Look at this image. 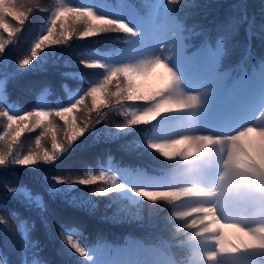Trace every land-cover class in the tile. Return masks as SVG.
Masks as SVG:
<instances>
[{
    "label": "trees",
    "instance_id": "obj_1",
    "mask_svg": "<svg viewBox=\"0 0 264 264\" xmlns=\"http://www.w3.org/2000/svg\"><path fill=\"white\" fill-rule=\"evenodd\" d=\"M190 2L191 0H181V3L175 5V10L184 11L185 13L183 14L185 15H193V20H196L197 26L202 29L204 24L208 23V21L209 23L215 22L217 16L222 13V10L217 8V6L229 8V11L223 17V25H227L231 21V28L237 26L233 43L237 44L240 40L246 41V35L251 29L255 34L253 40L256 45L264 46V0H196L197 4H190ZM52 3L53 0H35L25 24L16 26L21 27L22 30L8 39L7 31H1L0 35L3 36L5 41L11 39L14 42L15 40L17 51L21 45L27 44L26 47H28V42L30 43V40H33L40 25L46 21ZM192 9H194V13L191 12ZM234 9L237 11H233ZM13 26L15 27V23ZM206 27L208 26L206 25ZM77 28H82V25H78ZM78 41L83 42L84 40L74 38L68 45L62 46V51L58 50L60 46H55V50L61 52L60 54L63 53L60 61L64 62L69 57L70 50L74 54H78L80 50L78 47L82 44L78 46ZM93 41L92 38L85 39L87 43ZM231 45L232 49L234 46L236 47L234 44ZM23 50L27 53L25 47ZM238 52L236 55H238ZM41 63L42 60L34 64L37 66L41 65ZM35 66H30L28 70L23 72V77H21L18 86L20 90L29 89L32 97L36 86L47 81L53 82L56 74V72L49 70L46 73H42ZM80 67L87 69L81 63ZM115 83L114 81L110 87H114ZM21 97L25 102L24 106L30 111L31 106L26 103L28 102V94L22 92ZM90 100V97L87 98L85 100L87 101L86 104ZM113 104H115L114 100ZM86 114L87 112L85 113V108L83 107L78 113L77 121V125L81 128H85L87 125L84 136L73 142L72 147L63 152L51 164L39 162L34 166H13L7 169H0V219L4 221V223H0V229H10V233L0 232V251L3 253L2 256L5 257L0 264H24L25 262L31 263L33 261L42 262L43 264H81L80 255L74 249H71L65 238L64 231L65 229L67 231L68 227L71 226L80 228L83 235L88 237H91L94 231L103 233L111 230L115 236L123 231L131 232L136 231V229L153 227L162 231L168 237L174 238L173 225L165 222L169 215V210L165 209L160 214L161 204L152 205L143 199L138 204H133V209L127 210L130 200L125 199V217H123L112 209L105 210L97 207V211H91V213H88L85 209H78L69 204L68 200L63 201L64 197L62 196H67L68 198L71 194H60L58 197L50 195L48 185L50 186L51 181L71 179L72 176L77 179L87 178L82 170V167L86 165L85 163L90 164V162L92 163L94 160L102 158L108 152L113 154L118 151L121 157L125 154V164L133 163L132 152L136 155L141 153V157L147 158L154 165H167L170 163V161H164L159 155L153 156V158L146 156L138 149L137 135L134 133L136 126L126 131L118 129L121 123L116 121L115 107H102L98 111L91 110L89 114ZM52 119L55 121L59 118L53 117ZM98 120L100 121L99 123H97ZM0 122V135H2L6 119L0 118ZM66 131L67 129L64 127L61 131L57 130L58 142L67 144ZM33 132L34 134H31L30 138H40L44 133V129L36 128ZM27 137H29V134L24 132L20 141H24ZM48 137L51 138L50 135ZM33 145H35V142ZM3 146V143H0V148ZM42 147L50 152L52 151L51 142L47 147L42 144ZM6 185L26 187L30 190L33 197L41 196L42 206L35 202L29 205L23 200H17L6 191ZM59 186L64 190H68L72 185L59 184ZM97 188V184L93 185L92 193H89V195L93 194ZM98 198L100 199L96 200V198L94 201L98 203L102 201L106 204L107 202H112V206L121 202L120 198L110 195ZM78 199L82 200L81 198ZM149 207L156 208V211L149 213ZM8 210L18 213L20 218L32 225L28 234L29 247L26 250V255L22 237L19 235L18 221L9 217ZM140 215L143 218L137 219ZM87 236L80 237L87 239ZM8 239L15 242V250L11 253L5 246V241Z\"/></svg>",
    "mask_w": 264,
    "mask_h": 264
},
{
    "label": "snow or ice",
    "instance_id": "obj_2",
    "mask_svg": "<svg viewBox=\"0 0 264 264\" xmlns=\"http://www.w3.org/2000/svg\"><path fill=\"white\" fill-rule=\"evenodd\" d=\"M167 3L169 5H176L181 3V0H178L176 3L173 0H167ZM57 5L56 10L51 14L47 31L43 35H40L35 43L31 45L30 54L19 60V67L21 69L30 65L33 67L36 64L33 61L37 59L39 53L45 48H56L55 46L68 45L74 38L89 39L110 32H119L131 37L138 35V32L126 21L98 15L93 8L70 6L65 3V0L57 3ZM31 6L32 4H22L17 2V0H0V28L7 31L9 37H13L14 34L20 32L22 29L21 27H13L8 23L7 17H12L20 26H23L28 19ZM80 13H84V15ZM77 25H82V28H77ZM182 41L177 40L172 45H162L161 42H158L153 49L145 52L143 58L136 62L109 65L100 61L81 59L80 63L85 68L100 69L106 75L99 83H90L87 91H84L83 95L74 103L69 104L67 107L55 108L54 110H46L45 107L37 106L35 110L14 114L13 109L17 106L12 105L10 100L6 99V87L19 75V72L16 71L6 75H0V118L6 119L3 134L0 135V143L4 145L0 148V169H7L10 166H34L39 162L51 164L57 160L60 154L72 147L73 142L77 141L79 137L84 136L87 125L85 128L79 127L73 113L78 107L83 106L85 100L89 97L92 103L90 111H98L102 107L111 108L122 106L126 102L129 103V107L124 112L125 119L118 126L120 131H126L135 126L153 124L162 114L175 111L177 106L168 102L166 99L167 93L164 96L160 95L165 89H173L176 87L167 72L157 73L153 71L145 75L143 74V69L149 66L154 67L159 62H163L171 67L167 57L182 47ZM10 43H12L11 39L5 41L3 36L0 35V53H4L6 44ZM171 68L173 69V67ZM114 81H116L115 90H112L110 86ZM66 91H68L67 88ZM187 99L193 101V107L196 106L197 97L189 96ZM113 100L115 104H113ZM161 100L164 102L159 103ZM135 102H144L150 106H133ZM153 108L156 110L148 111ZM134 116L136 117L135 119H133ZM53 117H58L64 122L67 129L65 132L67 144L58 142ZM99 122L98 120L97 123ZM36 128L44 129L43 135L35 140L36 150L29 152L27 155H17V144L22 134L26 130L32 131ZM48 135L51 136V152L43 148L41 143L44 137ZM154 147L156 145L152 144V141H149L148 148L153 150ZM173 154V152L165 151L166 156H172ZM114 177L118 176L109 173H101L100 175L89 174L87 178H81L75 181L70 178L56 180L55 183L56 185L63 184L67 186H71L73 183L89 186L95 185L100 181L111 183ZM52 190L56 191L57 189L53 188ZM6 191L17 200H23L29 205L35 202L42 206L41 198L39 196L33 197L30 190L26 187L6 185ZM143 195L147 196L149 194L145 192ZM8 214L11 219L18 221L19 235L22 237L26 255V250L29 247L28 234L32 225L20 218L16 212L8 210ZM0 223H4V221L0 219ZM0 232L10 233V229H0ZM65 238L67 244L71 246V249H74L76 253L84 257L75 247V245L80 243L73 238V235L66 232ZM5 246L8 248L9 253L15 250V242L11 239L5 241ZM83 250L87 253L84 247Z\"/></svg>",
    "mask_w": 264,
    "mask_h": 264
},
{
    "label": "clouds",
    "instance_id": "obj_3",
    "mask_svg": "<svg viewBox=\"0 0 264 264\" xmlns=\"http://www.w3.org/2000/svg\"><path fill=\"white\" fill-rule=\"evenodd\" d=\"M27 3L34 4L35 0ZM171 59L169 55L167 60ZM153 71L167 72L176 85L160 93L161 96L167 93L168 102L177 106L175 111L193 107L192 100L183 98L176 71L159 62L143 69V74ZM254 87L264 106V78ZM205 94H210V90ZM152 144L164 161H176L179 157L182 170L173 169L170 174L171 182L178 186L166 190L134 188L132 192L152 205L161 204L169 209L167 219L173 224L174 236L186 249L185 256L174 264H229L242 253L250 255L253 264H264V157L257 155L258 147L264 144V135L249 128L223 139L185 136L180 140H153ZM165 151L174 154L166 156ZM252 157H256L255 161ZM192 160L202 161L203 167L193 169L189 164ZM221 164L219 179L214 181L216 168ZM193 176H196L195 183L184 186ZM126 188L119 177H114L111 183L99 186L93 195L106 197L122 193ZM145 192L149 195H143ZM75 247L90 259L80 244Z\"/></svg>",
    "mask_w": 264,
    "mask_h": 264
},
{
    "label": "rangeland",
    "instance_id": "obj_4",
    "mask_svg": "<svg viewBox=\"0 0 264 264\" xmlns=\"http://www.w3.org/2000/svg\"><path fill=\"white\" fill-rule=\"evenodd\" d=\"M17 2L25 4L27 3V0H17ZM65 3H67L70 6L82 4L84 6L93 8L98 15L109 16L117 20H124L128 24H131V19H132L131 14L127 9V7L125 6V3L123 2L119 4L120 5L119 13L113 10L109 4H104L102 0H84L80 3L78 2V0H65ZM185 3H187V1H185ZM164 4H165V8L163 9V14L167 18H166V22L161 24V27L164 28L163 33L161 34L156 33L155 31H152L147 27L140 26L139 28V33L141 36L139 40L140 55L137 58H135V60L132 62H136L137 60L143 58V54L153 49L158 42H161L162 45L163 44L172 45L177 40H183L184 33L181 32V29L182 31H185L186 29L183 20L170 15L169 8H171L172 5H169L167 3V0H165ZM190 4H197L196 0H191ZM7 21L12 26L14 23H15V27L18 25V22L14 20L12 17H7ZM47 27L48 25L41 30L40 35H43L47 31ZM1 31L5 32L4 29L0 28V32ZM191 33H193V31H191ZM8 38H9V34L7 32V39ZM26 46L27 44L24 46L23 45L19 46L17 51V44L15 40L10 44H6L5 52L0 53V66H1L0 75H6L8 73L18 71L19 75L15 77L17 78L22 76L24 71L28 70V68L31 65L26 66L23 69L19 67V60L22 59L24 56L30 54L31 46L30 45L28 47ZM24 47L26 48L27 53L23 50ZM242 47H245V44H243ZM61 49H63L62 46L58 48L59 51H62ZM22 51H24V53H22ZM49 52H51L50 55ZM181 52H183V45L181 48L177 49L172 55H170L172 58L171 61H169L170 66L173 67L174 71L176 72H177V67H179V62L174 61L173 57L174 55L179 54ZM60 53L61 52H58L54 48H45L42 52L39 53L37 59L33 61V63L37 64L39 63V61L42 60L41 65H37V66L34 65L35 68L39 71L46 69L57 73L63 71L67 66L60 65L61 63L60 60L63 54ZM92 55L95 59H97V61H102L109 65L121 63L118 60L114 59L113 56H111L109 53L102 54L99 52H93ZM212 62L213 61H210L206 64L205 73L203 75L200 74L201 75L200 77L193 78L192 83H187L186 80L183 79L181 75H179L181 79L180 87H181V91L183 92V98L186 100L189 96H195L198 98L196 103L197 111L195 112L196 123L194 125H188L178 121L169 122V124H166L160 130H157L153 140H163V139L180 140L185 136L188 137L201 136L203 132H211L215 135H219L220 132H218V130L215 129L210 123L204 126L202 122H200L201 115H203V113L205 112L204 103L210 100V97L205 93H207L208 89H214L222 85L220 83L223 80L221 76L213 77L210 75L214 69L219 67L218 61H215L214 68ZM158 71L161 70L158 69ZM186 71L188 72L187 68ZM257 78H259V76H257ZM100 81L101 80L97 81L96 83H99ZM110 88L114 90V87H110ZM246 94L250 95V92H247ZM7 96L8 95L6 93V99ZM78 99H79L78 95H73L72 103H74ZM86 102L87 101H85V104L83 106L78 107L75 113L73 114L76 117V121H78V113L83 107L85 108V113L86 112L87 114L90 113V109L92 108L91 100L88 101V104H86ZM232 103L234 104V111L238 112L239 116L241 117V122L239 125H241L243 128L240 130L245 131L249 128H253L256 132L264 135V106H262V104L259 102V105L256 107L254 114H252V112L248 110V107L245 108L242 107V104L244 102L241 99L240 102L232 101ZM11 104L17 106L14 107L13 109L14 114H21L23 111H25V109L21 108V106H18L15 103H11ZM209 105L211 106V103ZM38 106L45 107L46 110H54L57 104L51 102L48 99L47 94H43L41 96V101L38 103ZM223 118L224 116L221 117V121H224ZM53 122L56 126V130L61 131L63 127L66 128L64 122L61 121L60 119L55 120ZM222 132L223 133L220 134L223 135V138L235 136L231 133L227 134L228 132L225 131L224 129L222 130ZM25 133L29 134V137H27L22 142L20 141L21 140L20 138L17 144V155H21V156L27 155L29 152L36 150L35 145H33V143L37 138H30V135L34 134L33 130L32 131L26 130ZM50 142H51V138L47 136V138H45L42 141V144L47 147L48 145H50ZM61 155L62 154H60L58 158ZM258 156L264 157V144H261L259 146ZM197 166L199 168H202L203 163L197 164ZM221 166L222 164L218 165L217 168ZM109 170L110 171H107V173L117 175L120 178V183L127 185V188L125 189L124 193L131 199L127 210L133 209V204L136 205L143 200L141 197H137L134 195V193L132 192V189L134 188L135 189L148 188L150 190H166L178 186L171 182L170 177L152 176L146 174L144 171L128 174L127 172H125V170L116 169L114 167H110ZM71 179L73 181L77 180V178H75L74 176H72ZM218 179L216 180L214 177V181H218ZM190 181L195 182L196 180L195 178L194 179L192 178ZM50 183H51L50 187L49 185L48 187L52 196H56L60 194L63 195L71 194V196H69L68 198H63V201L68 200L69 204H71L72 206L78 209H85L87 210L88 213H91V211L92 212L97 211V207L105 210L112 209L115 213H119L121 216L125 217L124 201H121L120 204H116L114 206L111 205L112 202H107V204L102 201H100L99 203L95 202L94 200L96 198H97L96 200H99L100 198L94 196L93 194L89 195V193H92L91 191L93 189V185L84 186L73 183L71 188H69L68 190H64L59 185H56L55 181H51ZM53 188H56L57 190L53 191L52 190ZM78 198H81L82 200L80 201ZM148 211L149 213H153L156 211V208L149 207ZM142 218L143 217L141 215L137 217V219H142ZM130 248H131V253L133 254V258L130 260L129 264H158V258L155 251L138 248L137 246L133 245L132 241L130 242ZM122 255L123 254L120 252V255L116 254L114 257H111L109 259L107 258L105 249H103L101 253H99V256H97L96 261L98 262V264H125V258ZM33 264H40V263H33ZM229 264H253V263H249L246 260H241L235 257V259L231 260Z\"/></svg>",
    "mask_w": 264,
    "mask_h": 264
}]
</instances>
